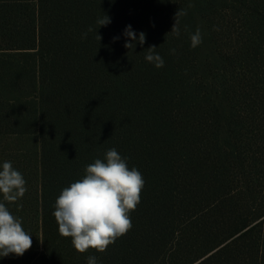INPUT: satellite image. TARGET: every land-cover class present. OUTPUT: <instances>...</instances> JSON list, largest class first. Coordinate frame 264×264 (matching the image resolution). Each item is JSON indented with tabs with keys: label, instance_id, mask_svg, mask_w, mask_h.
Here are the masks:
<instances>
[{
	"label": "trees",
	"instance_id": "trees-1",
	"mask_svg": "<svg viewBox=\"0 0 264 264\" xmlns=\"http://www.w3.org/2000/svg\"><path fill=\"white\" fill-rule=\"evenodd\" d=\"M128 25L146 35L134 50ZM0 141L37 179L6 203L33 245L0 264H264V0H0ZM110 148L142 173L141 201L126 235L80 254L55 200Z\"/></svg>",
	"mask_w": 264,
	"mask_h": 264
},
{
	"label": "clouds",
	"instance_id": "clouds-1",
	"mask_svg": "<svg viewBox=\"0 0 264 264\" xmlns=\"http://www.w3.org/2000/svg\"><path fill=\"white\" fill-rule=\"evenodd\" d=\"M186 15L187 12L182 9L175 14L171 32L176 37L180 36L179 17ZM109 23L111 19L105 14L97 20L99 28ZM91 31L93 29L89 27L82 34V39ZM123 35L133 41L124 44L129 50H134L135 42L140 45L145 43V33L140 32L137 41V34L131 25L126 26ZM96 39H102L98 32ZM117 39L119 37H114L113 41ZM190 41L192 48L202 43L199 28L190 35ZM156 48L150 46L145 59L156 68H162L164 60L155 52ZM144 184L142 173L135 167L129 168L127 158L115 148L108 149L103 159H95L86 166L83 178L63 188L56 198L52 214L59 235L70 238L73 248L80 254L90 250L106 252L109 246L132 229L131 213L141 201ZM27 191L22 173L10 161H4L0 165V257L10 254L23 256L33 245L32 235L23 228L21 218L13 215L6 206V203L19 201ZM22 207V204L18 205V209ZM86 264H98L97 257L87 256Z\"/></svg>",
	"mask_w": 264,
	"mask_h": 264
},
{
	"label": "rangeland",
	"instance_id": "rangeland-1",
	"mask_svg": "<svg viewBox=\"0 0 264 264\" xmlns=\"http://www.w3.org/2000/svg\"><path fill=\"white\" fill-rule=\"evenodd\" d=\"M197 23H198V28H199L201 36H202L201 50H200V55H199V63L201 65V67H203V69H204L206 67L208 61L210 60V58L213 57V52H212L211 44H210L208 37H207V34H206L204 22L200 18H198ZM5 147H7V146L0 141V165H2V162L4 160V156L6 154L5 152H6L7 148H5ZM22 147H23V145L20 146L21 149H22ZM31 174H32V178L29 181L30 187L28 186L27 189L31 194H34V197H35L36 196V189H37V179L35 176V170L33 168V165L31 167ZM0 197H2V196H0Z\"/></svg>",
	"mask_w": 264,
	"mask_h": 264
}]
</instances>
